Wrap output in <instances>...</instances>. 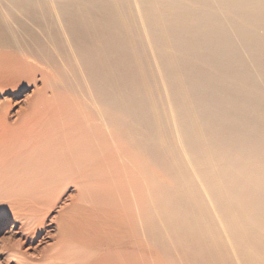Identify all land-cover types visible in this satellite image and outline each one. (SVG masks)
<instances>
[{
	"label": "bare ground",
	"instance_id": "obj_1",
	"mask_svg": "<svg viewBox=\"0 0 264 264\" xmlns=\"http://www.w3.org/2000/svg\"><path fill=\"white\" fill-rule=\"evenodd\" d=\"M4 1L0 0V90L13 87L22 79L30 80L39 72V66L47 68L51 75L41 72L43 87L50 95L43 91L40 97L26 99L11 125L4 122L5 104L2 106L0 176L8 174L14 180L17 175L20 185L40 191L53 188L61 179H77L74 182L80 186L82 179L84 185L88 184L92 177L103 174L111 156L121 154L119 145L127 137L124 130L121 132L122 127H127L124 121L129 113L127 105L131 107L136 101L144 105L140 114L146 115V122L149 119L150 140H161L156 96L141 74V56L134 41L136 36L143 35L148 50L154 52L153 62L160 66L165 79L162 84L165 103L178 119L183 117L190 123V133L188 126L182 140L185 151L193 153L192 160L165 147L157 145V148L164 163L171 167L172 172H168L178 187L177 200L187 199L183 202L184 214L195 216V226L178 224L175 226L183 234L174 233V226L166 221L170 215L160 208L169 201L163 202L159 195L156 199L152 175H148L147 181L153 189L147 186L145 202L124 188L123 194L112 197L118 206L101 203L91 212L97 222L102 220L112 229L109 234L116 246L131 242L142 256L158 257L155 260L158 264H264V190L257 184L258 189L251 188L249 181L235 175L224 159V163L220 162L205 152L204 138L195 134L198 128L192 122L193 111L181 96L185 89L169 53V38L178 24L184 25L183 30L191 27V23L197 24L192 35H172L179 46L198 44L210 51L219 46V39L214 40L212 33L218 31L219 36L220 28L221 33H226L223 42L231 44L230 48L237 47L230 55L240 59L241 67L264 76V0H6V4ZM198 6L207 11L199 12ZM112 52L116 54L115 62L109 58ZM146 62L151 66L147 59ZM127 64L136 70L133 76L127 75ZM192 79L197 86L194 91L207 84L204 78ZM247 79L251 87L248 93L257 99L260 92L253 87L254 78ZM132 85L142 90L129 94L126 87ZM175 94L179 95L177 99ZM210 96L216 98L215 90ZM175 104L183 108L182 114ZM134 118L138 119L135 115ZM112 126L118 127V131L113 132ZM170 126L167 128L172 134ZM132 131L138 136L140 129ZM133 144L134 147L136 143ZM21 217L30 223L33 220L26 214ZM139 261L137 264H142Z\"/></svg>",
	"mask_w": 264,
	"mask_h": 264
},
{
	"label": "rangeland",
	"instance_id": "obj_2",
	"mask_svg": "<svg viewBox=\"0 0 264 264\" xmlns=\"http://www.w3.org/2000/svg\"><path fill=\"white\" fill-rule=\"evenodd\" d=\"M6 2L5 0L4 3L6 4ZM197 10L201 13L207 11L201 9L199 6ZM14 13L16 14V12ZM187 21L190 23L189 19ZM190 25L191 27L187 26L186 30H183L184 25L182 24H178L177 28H174L169 38L171 41L169 53L172 54L173 62L177 66L176 74L179 75V80L185 89L181 96L185 99V104L193 111L192 122L198 128V133L195 131V134L198 137L204 138L205 152L209 156H212L216 160L219 159L218 161H222L223 163L225 161L227 167L229 166L235 175L245 178L247 183L249 181L251 188L258 186L259 189L264 190V98L262 93L264 92V76L255 75L246 70V68L241 67L240 59L230 55L237 47L230 48L231 44L223 42L226 33H221L220 28L219 36L217 35L218 31L212 33L214 40L219 39V46H215L213 51L198 44L179 46L178 41L173 39L172 35H192L197 30V24L191 23ZM134 41L137 42V50H139L138 53L141 56V74L150 83L149 89L156 96L155 99L159 112L158 130L162 141L150 140L151 133L149 129L151 126L149 119H147V124L144 118L146 115L140 114V110L144 108V105H139L138 101H136L131 107L127 105L129 113L124 120L127 127L121 128V132L124 130L127 137L125 133H122L126 139L123 144L119 145L121 154L111 156L103 174L92 177L88 184L84 185L85 180L82 179L79 181L81 186L74 182L77 179H61L58 185L53 188L40 191L27 188L25 184L20 185L19 182L21 180L19 181V176L17 175L15 178L13 177L14 180H12V177L10 179L7 173H4V176L7 174L5 177H2L3 175L0 176V264H121L120 261L122 264H137V261H142L144 258L147 261L143 260L142 264H158L155 261L158 257L154 259V257L142 256L137 248H133L131 242L119 245L123 247H119L118 244L116 246L115 240L112 237L113 235L109 234V231L111 232L112 229L102 222V220L98 221V223L91 212L93 207L101 205V203H108L105 205L111 207L118 206V203L112 197L117 194H123L124 188L130 189L132 196H136L138 200L145 202L147 200L145 190L149 187L148 185L153 189L151 182L147 181L148 175H152L156 181L155 188L158 193L156 194V199L159 195L160 200L161 198L164 199L163 202H166L167 199L169 201L162 204L163 206H157L165 209L170 215V217L167 215L166 221L174 226V233L176 235L183 234L181 228L175 226L178 224L189 223L194 228L193 226H195L196 222L195 216L193 214H184L183 202H187V199L182 197V199L177 200L178 187L175 185L172 174H170L172 172L171 167L164 163L165 161L161 154L158 153L159 150L157 148L158 146L165 147L184 158L192 160L193 153L185 151L182 140L183 133L185 132L184 129L190 123L183 117L178 119L177 115L169 110L171 108L169 104L165 103L163 99L164 86L162 87L165 79L163 74L160 73V66L156 65L152 60L151 53L153 51L151 50L152 52H150L148 50L144 36H136ZM140 43L144 45L141 46ZM241 53L244 54V52ZM115 55V52L110 53V61L114 59V62L116 61ZM146 59L151 66L148 65ZM241 61L243 60L241 59ZM39 68V72L35 73L30 80L25 78L13 87L0 90V110L4 107L6 111L4 114V122L6 124L11 125L15 121L17 113L20 108L24 107L26 99H35L40 97L43 91H46L41 80V72L49 76L51 73L47 68H41L40 66ZM126 70L128 76H133L136 73V70L130 64H127ZM242 72L246 74L247 78H254L256 86L253 87L256 91L260 92L257 99L252 98L248 93V90L251 88L250 83ZM195 76L201 79L204 78L207 82L202 90L198 88L196 91L193 90L194 87H197L195 81L192 79ZM126 90L129 94L134 95L133 91H141L142 89L137 85H132L126 87ZM213 90L216 92V98L211 99L210 93ZM46 93L50 95L48 90ZM178 97L179 95L175 94V98L177 99ZM175 107L179 114L183 113L184 110L180 104H175ZM134 115L138 119L134 118ZM167 126L172 127V134L169 133ZM181 127L183 128L182 131ZM116 128L118 127L112 126L111 130L117 132L118 129ZM139 129V135H134L132 130L137 131ZM187 133H190V126ZM131 141L134 142L131 143ZM133 143L137 144H135V148L133 147ZM112 148L114 149V145ZM136 148L139 152L136 151ZM136 152H138V155H134ZM138 161L141 163V166ZM126 163H130L131 166L126 165ZM162 164L164 165L162 166ZM123 165L126 167L125 169H123ZM255 167H258V169L255 170ZM242 170L245 172H242ZM255 171L256 173H254ZM120 188L122 192H119L121 191L119 190ZM31 191H33V194ZM127 193L128 196L129 192ZM175 200L177 201L173 202ZM158 204L160 203L158 202ZM25 214L30 220L33 219L31 223L29 219L23 221L21 216H25ZM26 223L30 227L29 232L27 231L28 226ZM209 232L212 235L215 234L211 229ZM88 233L90 236H88ZM99 239L101 242H99ZM221 243L219 238V244ZM113 252L115 254H112ZM120 252L122 253L120 254ZM135 253H139L141 256ZM128 260L130 261L128 262ZM139 263L141 262L139 261Z\"/></svg>",
	"mask_w": 264,
	"mask_h": 264
}]
</instances>
